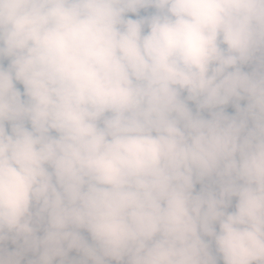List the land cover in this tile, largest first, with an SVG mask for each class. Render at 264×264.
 I'll return each mask as SVG.
<instances>
[{
    "label": "clouds",
    "instance_id": "9594fccd",
    "mask_svg": "<svg viewBox=\"0 0 264 264\" xmlns=\"http://www.w3.org/2000/svg\"><path fill=\"white\" fill-rule=\"evenodd\" d=\"M0 264H264V0H0Z\"/></svg>",
    "mask_w": 264,
    "mask_h": 264
},
{
    "label": "trees",
    "instance_id": "16d2710c",
    "mask_svg": "<svg viewBox=\"0 0 264 264\" xmlns=\"http://www.w3.org/2000/svg\"><path fill=\"white\" fill-rule=\"evenodd\" d=\"M228 111H229V112H231V111H232V109H231V108H229V109H228Z\"/></svg>",
    "mask_w": 264,
    "mask_h": 264
}]
</instances>
